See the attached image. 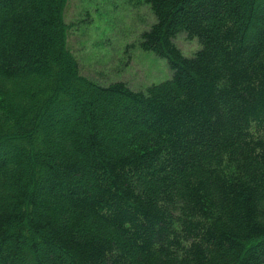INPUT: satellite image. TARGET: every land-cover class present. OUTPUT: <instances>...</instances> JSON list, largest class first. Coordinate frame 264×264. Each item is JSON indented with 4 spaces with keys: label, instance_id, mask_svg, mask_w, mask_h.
Returning a JSON list of instances; mask_svg holds the SVG:
<instances>
[{
    "label": "trees",
    "instance_id": "1",
    "mask_svg": "<svg viewBox=\"0 0 264 264\" xmlns=\"http://www.w3.org/2000/svg\"><path fill=\"white\" fill-rule=\"evenodd\" d=\"M143 1L172 74L135 91L80 74L67 0H0V264H264V0Z\"/></svg>",
    "mask_w": 264,
    "mask_h": 264
},
{
    "label": "rangeland",
    "instance_id": "2",
    "mask_svg": "<svg viewBox=\"0 0 264 264\" xmlns=\"http://www.w3.org/2000/svg\"><path fill=\"white\" fill-rule=\"evenodd\" d=\"M62 21L67 47L87 79L143 91L170 78L166 60L140 48L141 34L154 22L143 0H67ZM173 42L187 57L199 49L198 40L183 33Z\"/></svg>",
    "mask_w": 264,
    "mask_h": 264
}]
</instances>
